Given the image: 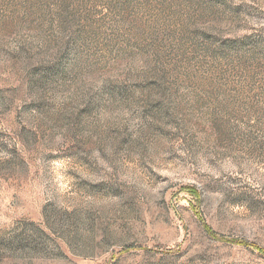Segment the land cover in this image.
Segmentation results:
<instances>
[{
	"label": "rangeland",
	"instance_id": "obj_1",
	"mask_svg": "<svg viewBox=\"0 0 264 264\" xmlns=\"http://www.w3.org/2000/svg\"><path fill=\"white\" fill-rule=\"evenodd\" d=\"M0 264H264V0H0Z\"/></svg>",
	"mask_w": 264,
	"mask_h": 264
}]
</instances>
